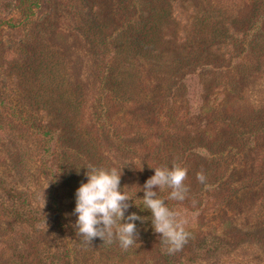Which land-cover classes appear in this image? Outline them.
Segmentation results:
<instances>
[{"label": "rangeland", "instance_id": "1", "mask_svg": "<svg viewBox=\"0 0 264 264\" xmlns=\"http://www.w3.org/2000/svg\"><path fill=\"white\" fill-rule=\"evenodd\" d=\"M135 1L0 0V264L135 250L76 235L74 193L85 168L131 187L157 164L187 169L190 245L140 264H264V0ZM202 21L227 38L210 48Z\"/></svg>", "mask_w": 264, "mask_h": 264}, {"label": "clouds", "instance_id": "2", "mask_svg": "<svg viewBox=\"0 0 264 264\" xmlns=\"http://www.w3.org/2000/svg\"><path fill=\"white\" fill-rule=\"evenodd\" d=\"M85 169L86 182L80 183L75 190V206L72 211V215L76 217L72 227L82 240L91 243L93 238H99L102 242L111 243L115 238L122 248L137 243L136 222L144 223L146 220L135 212L125 215L129 207L135 204L132 197L124 191L125 187H137L141 190L139 192H143V197L136 198L142 200L145 209L150 213L152 231L158 234L160 242L167 245L170 253L183 246L188 235L184 221L157 195V189L167 187L171 190L169 199L184 200L187 192L183 183L187 174L186 168H151L154 174L145 180L143 186L134 184L131 187L120 185L124 168ZM197 179L203 182L204 176L198 174ZM129 201L132 202L131 205Z\"/></svg>", "mask_w": 264, "mask_h": 264}, {"label": "trees", "instance_id": "3", "mask_svg": "<svg viewBox=\"0 0 264 264\" xmlns=\"http://www.w3.org/2000/svg\"><path fill=\"white\" fill-rule=\"evenodd\" d=\"M137 2H138V0H136L134 2V5ZM139 3H140V1H139ZM134 5H131V6H134ZM133 22H134V20H132V23ZM141 23L143 24V22H141ZM153 27H154V24H151V26L149 28H147V27L144 26L145 29H143L144 32H143L142 35L143 36L151 37V34L154 32V28ZM229 27H230V25L228 23L227 26L225 25L224 27H221L222 30H219V28L216 25H209V24H206V22L202 21V25L199 26L198 31L196 33H197V37L200 38L204 43L206 41H207V43L209 42L210 43V48H211V47H213L215 45V43L218 44L219 43V40H221V38H224V37L227 38V33L230 30ZM190 31L191 32L194 31V28H193V30H190ZM222 31H225V33H224L223 36H222ZM257 31H258V23H255L253 25L252 32L257 33ZM162 36L164 37L165 35L162 34ZM162 36L160 35V38H161L160 40H162ZM259 37H261L260 34H259ZM167 38H169L168 35H167ZM176 47L179 48L178 46H176ZM254 48H256V46L252 47V50H254ZM197 49H200V47L197 48ZM157 52L158 51L157 50H154V49L151 51V53H153V54H155V53L158 54ZM172 63H174V62H172ZM176 76L177 75H174V74L173 75H170V78H172V77L173 78L170 81H165L164 82V83H167V88L168 89L171 88V90H172L173 88H175L173 82L175 81V79H177ZM178 81H180V80L178 79ZM180 83L181 82H179V84ZM138 85H139V83H138ZM168 85H170V87H168ZM170 122H174V121H169V123ZM192 150H194V149H192ZM195 155L196 154H194V156ZM209 158H211V157H209ZM207 159L208 158L206 156L204 158L201 157V161L200 162L202 164H204V161H206ZM183 161H184V159L183 160H179V162L181 163V166L183 164ZM262 164H263V162H261V166H262ZM163 167H167V165H165ZM163 167H160V165L157 164V168H163ZM210 172H211V169H209V168L206 169L205 170V175H207ZM214 172L216 173V169H215ZM215 173L212 174V175H215ZM153 174L154 173H152L151 175L148 174V178L151 177ZM202 187L204 189H206V190L207 189L208 190H213V189H216L217 188V185H216V183H214L212 181V183H210V184L204 183V185H202ZM154 190H156V189L154 188ZM166 190H167V187H162V188L157 189V195L163 199L164 196L167 194V200H164V201H165L166 205L169 207L170 210H173V211L176 212V208H177V206H179V203H177L175 200L169 199L168 198L169 197V192L166 193ZM139 191H141L139 188H135L132 191H127V193L129 194V196L132 197L133 202H134V204H135L136 207L134 205L133 206H130L129 207V211L125 213V215H127L130 212H135L137 215H139L141 217H145V220H146L144 223H140L139 221L136 222L137 231H138V239H137V243L133 244L134 247H135V250H131L130 252H126L124 250L123 251L120 250L119 252H117L116 258L115 259H112V261H110L109 264H140L142 262H145V260H146L145 257L147 256L146 254H148V256L151 255L150 253L151 252L153 253V250L156 248L154 244H157L156 242L158 240H160V237L158 236V234H155L152 231V228H151V225H150V221H151L150 213L145 209L142 200L137 199V198H142L143 197V192H139ZM203 200H204V198H203ZM129 204L131 205L132 202L129 201ZM179 218H180V216H179ZM186 230L187 229H185V231ZM188 231L193 232L194 229L193 230H189L188 229ZM189 245H190V238H187L186 239V242L183 244V246L181 248H184L185 247V249H186V247H188ZM136 246H137V248H136ZM103 252H105V251H103ZM108 253L109 252L104 253V254L107 257L111 258ZM80 254H82V253H80ZM27 257H29V256H27ZM107 257L103 256L104 259L107 258ZM153 260H155L157 262L156 264H181L180 262L177 263V262L172 261L171 259H169L167 257V254H162L161 251L158 248H157V250L155 252V255L153 256ZM23 264H25V263H23ZM28 264H37V260L35 262H33V261L28 262ZM38 264H43V263L41 262V260H38Z\"/></svg>", "mask_w": 264, "mask_h": 264}]
</instances>
